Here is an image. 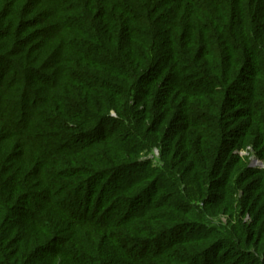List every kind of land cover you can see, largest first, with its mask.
Returning a JSON list of instances; mask_svg holds the SVG:
<instances>
[{
  "label": "trees",
  "instance_id": "trees-1",
  "mask_svg": "<svg viewBox=\"0 0 264 264\" xmlns=\"http://www.w3.org/2000/svg\"><path fill=\"white\" fill-rule=\"evenodd\" d=\"M0 264H264V0H0Z\"/></svg>",
  "mask_w": 264,
  "mask_h": 264
},
{
  "label": "water",
  "instance_id": "water-1",
  "mask_svg": "<svg viewBox=\"0 0 264 264\" xmlns=\"http://www.w3.org/2000/svg\"><path fill=\"white\" fill-rule=\"evenodd\" d=\"M256 165H259V166H261V163L260 162H258L257 160H252V162H251V166H256Z\"/></svg>",
  "mask_w": 264,
  "mask_h": 264
},
{
  "label": "rangeland",
  "instance_id": "rangeland-1",
  "mask_svg": "<svg viewBox=\"0 0 264 264\" xmlns=\"http://www.w3.org/2000/svg\"><path fill=\"white\" fill-rule=\"evenodd\" d=\"M154 155H155V154H154ZM157 155H158V153L156 152V156H157ZM151 157H153V155H152ZM222 220L225 221V219H223V218H222Z\"/></svg>",
  "mask_w": 264,
  "mask_h": 264
}]
</instances>
